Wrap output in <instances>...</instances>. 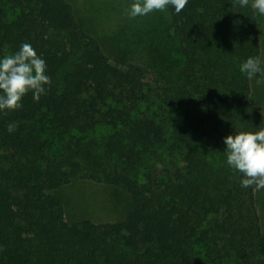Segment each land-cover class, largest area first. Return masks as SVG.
Here are the masks:
<instances>
[{
  "label": "trees",
  "instance_id": "obj_1",
  "mask_svg": "<svg viewBox=\"0 0 264 264\" xmlns=\"http://www.w3.org/2000/svg\"><path fill=\"white\" fill-rule=\"evenodd\" d=\"M80 18L71 0H0V56L30 43L51 76L0 113V264H264L258 191L223 153L264 127L239 71L261 57L258 16L237 0L169 6L134 20L123 32L142 46L114 61ZM141 51L149 66L129 59ZM75 180L127 191L133 210L70 221L60 191Z\"/></svg>",
  "mask_w": 264,
  "mask_h": 264
},
{
  "label": "clouds",
  "instance_id": "obj_2",
  "mask_svg": "<svg viewBox=\"0 0 264 264\" xmlns=\"http://www.w3.org/2000/svg\"><path fill=\"white\" fill-rule=\"evenodd\" d=\"M189 0H133L127 14L130 18L143 17L154 11L166 12L171 6L179 14ZM239 7H250L257 16L264 17V0H237ZM236 23H239L237 21ZM248 80L264 86V60L249 56L239 67ZM51 79L46 59L38 55L30 43H23L15 52L0 56V113L16 111L23 107V99L31 93L39 99ZM18 124L7 125V132L14 133ZM255 131H240L224 138L223 153L226 165L233 172L242 174L240 186L255 191L264 190V127Z\"/></svg>",
  "mask_w": 264,
  "mask_h": 264
},
{
  "label": "rangeland",
  "instance_id": "obj_3",
  "mask_svg": "<svg viewBox=\"0 0 264 264\" xmlns=\"http://www.w3.org/2000/svg\"><path fill=\"white\" fill-rule=\"evenodd\" d=\"M76 11L80 13V20L86 29L99 38L104 49L114 61L120 59V52L127 48L130 43L141 47L136 35L128 34L129 26L140 17L130 18L127 10L133 0H71ZM164 15L165 12L154 11L150 15ZM259 19V39L261 41V59L264 60V17ZM138 57V59L136 58ZM142 64L145 61V53L131 56ZM149 66V65H148ZM252 102L264 114V86L256 84L252 80ZM257 207L264 229V190L256 194ZM63 198L67 216L72 222L82 219H90L95 223L119 222L125 219L133 204L127 191L103 184H96L85 180H75L60 191ZM230 264H237L230 262Z\"/></svg>",
  "mask_w": 264,
  "mask_h": 264
}]
</instances>
